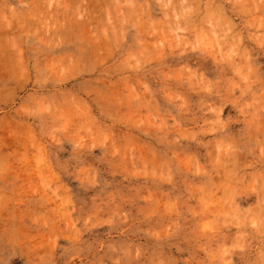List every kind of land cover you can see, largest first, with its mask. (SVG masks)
Listing matches in <instances>:
<instances>
[{
    "label": "rangeland",
    "instance_id": "374dc122",
    "mask_svg": "<svg viewBox=\"0 0 264 264\" xmlns=\"http://www.w3.org/2000/svg\"><path fill=\"white\" fill-rule=\"evenodd\" d=\"M0 264H264V0H0Z\"/></svg>",
    "mask_w": 264,
    "mask_h": 264
}]
</instances>
